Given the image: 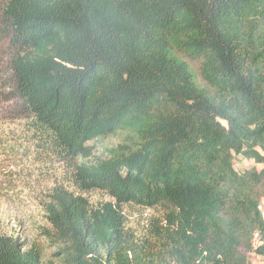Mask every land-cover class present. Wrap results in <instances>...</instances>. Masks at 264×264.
<instances>
[{
	"label": "trees",
	"instance_id": "trees-1",
	"mask_svg": "<svg viewBox=\"0 0 264 264\" xmlns=\"http://www.w3.org/2000/svg\"><path fill=\"white\" fill-rule=\"evenodd\" d=\"M0 19L14 91L73 184L46 193L44 244L0 231V264L264 256V0H3ZM126 205L154 213L137 228Z\"/></svg>",
	"mask_w": 264,
	"mask_h": 264
},
{
	"label": "rangeland",
	"instance_id": "rangeland-1",
	"mask_svg": "<svg viewBox=\"0 0 264 264\" xmlns=\"http://www.w3.org/2000/svg\"><path fill=\"white\" fill-rule=\"evenodd\" d=\"M3 0H0V5ZM1 22V19H0ZM0 38V231L21 235L27 243L44 244L41 226L46 223L44 203L46 193L62 183L73 189L69 180L70 164L49 154L48 145L36 128L27 109L14 91L9 69L11 49ZM196 66H199L195 61ZM128 130L106 138L89 141L96 156H105L113 146L122 143ZM254 159L237 156L239 171L255 166ZM258 167H262L261 164ZM93 200L107 199L101 192H91ZM130 225L141 228L154 213L135 205H126ZM52 248L47 247L50 254ZM256 264H264V256L254 254Z\"/></svg>",
	"mask_w": 264,
	"mask_h": 264
},
{
	"label": "built area",
	"instance_id": "built-area-1",
	"mask_svg": "<svg viewBox=\"0 0 264 264\" xmlns=\"http://www.w3.org/2000/svg\"><path fill=\"white\" fill-rule=\"evenodd\" d=\"M258 209H259V211L261 212L262 217H263V219H264V199H263V200L261 201V203L259 204Z\"/></svg>",
	"mask_w": 264,
	"mask_h": 264
}]
</instances>
